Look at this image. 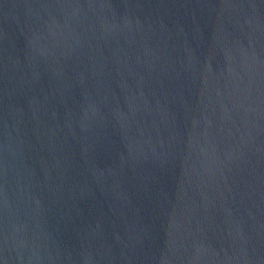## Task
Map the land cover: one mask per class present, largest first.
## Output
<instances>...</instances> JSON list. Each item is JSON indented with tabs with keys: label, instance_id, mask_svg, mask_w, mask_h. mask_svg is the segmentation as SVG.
<instances>
[{
	"label": "water",
	"instance_id": "obj_1",
	"mask_svg": "<svg viewBox=\"0 0 264 264\" xmlns=\"http://www.w3.org/2000/svg\"><path fill=\"white\" fill-rule=\"evenodd\" d=\"M0 264H264V0H0Z\"/></svg>",
	"mask_w": 264,
	"mask_h": 264
}]
</instances>
